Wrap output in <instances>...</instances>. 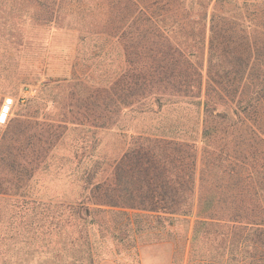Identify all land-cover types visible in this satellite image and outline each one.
<instances>
[{"label":"rangeland","instance_id":"1","mask_svg":"<svg viewBox=\"0 0 264 264\" xmlns=\"http://www.w3.org/2000/svg\"><path fill=\"white\" fill-rule=\"evenodd\" d=\"M220 3L245 8V124L255 119L264 143V0ZM134 7L0 0V264H264L262 229L218 221L193 234L181 215L126 207L147 193L124 154L140 136L197 117L177 106L118 104H147V90L141 99L121 89L134 82L133 51L147 46L144 34H133ZM189 132L200 156L201 135Z\"/></svg>","mask_w":264,"mask_h":264},{"label":"trees","instance_id":"2","mask_svg":"<svg viewBox=\"0 0 264 264\" xmlns=\"http://www.w3.org/2000/svg\"><path fill=\"white\" fill-rule=\"evenodd\" d=\"M195 1L147 0L144 7L134 0L133 34L136 39L144 34L147 46L133 51L129 76L134 82L121 89L141 99L147 90V104H139L140 99L118 104L151 112L177 106L197 117L140 136L124 154V166L135 178L142 175L147 193L142 201L132 197L126 207L181 215L192 223L193 234L198 225L218 221H242L249 231L264 230V163L259 164L264 143L255 119L250 127L245 124V8L224 9L222 0ZM195 23L204 29L196 32ZM152 35L160 37L155 47ZM192 129L201 135L200 156L195 139L186 136Z\"/></svg>","mask_w":264,"mask_h":264}]
</instances>
